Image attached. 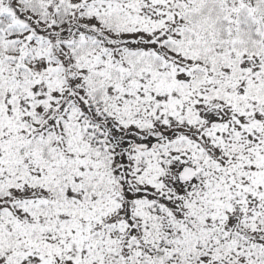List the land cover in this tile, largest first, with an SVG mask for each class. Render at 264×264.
<instances>
[{
    "label": "snow or ice",
    "instance_id": "1",
    "mask_svg": "<svg viewBox=\"0 0 264 264\" xmlns=\"http://www.w3.org/2000/svg\"><path fill=\"white\" fill-rule=\"evenodd\" d=\"M0 264H264V0H0Z\"/></svg>",
    "mask_w": 264,
    "mask_h": 264
}]
</instances>
